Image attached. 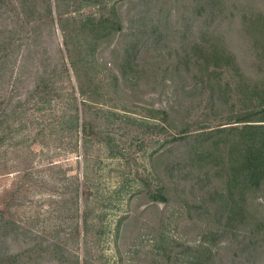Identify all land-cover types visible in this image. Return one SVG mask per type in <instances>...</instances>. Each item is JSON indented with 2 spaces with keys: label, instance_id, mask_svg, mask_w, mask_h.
<instances>
[{
  "label": "rangeland",
  "instance_id": "rangeland-1",
  "mask_svg": "<svg viewBox=\"0 0 264 264\" xmlns=\"http://www.w3.org/2000/svg\"><path fill=\"white\" fill-rule=\"evenodd\" d=\"M99 1L49 0L50 20L48 1L36 0L39 16L29 17L31 25L22 31L21 35L26 38L20 36L23 38L19 40L21 47L16 51L17 58L22 56L27 63L28 71L21 74L20 68L15 66L0 87V113L2 109L11 111L18 99L25 98L33 83L54 81L63 91L72 87L78 114L86 125L85 133H78L77 139L67 130L57 129L51 133L47 129L39 133L41 125L57 121L51 108L60 113L63 102L54 98L49 107L39 109L41 103L37 97L22 106L18 110L22 111L20 114H11L7 123L0 124V134L5 126L12 127L11 130L4 128L10 135L0 143V259L3 254L29 249L33 241L45 244L46 240L54 239L59 241L62 249L52 254L38 251L35 257L42 264H178L167 260L162 251L158 254L154 251L160 243L152 237L165 241L173 237L177 243L187 245L198 243L206 220L197 216L195 208L189 210L181 203L221 202L216 193L226 190L229 165L226 158L217 165L207 164L199 170L180 164L182 167L178 166L174 174H169L172 157L165 155L158 167L159 180L155 179L151 168V158L169 147L166 145L170 138L169 125L160 118L161 114L156 120L149 119L146 109L168 110L176 105L178 110L181 107L172 113L176 122L182 117L185 121L206 117L203 113L205 101L200 100L199 89L192 90L195 83L197 87L202 84L195 79V70L193 73L181 71L173 88L168 87L169 81L163 80L164 71L158 75L149 74L148 68L136 66L145 58L154 61L161 59L160 55H164V59L170 53L175 56L173 50L182 49V37L177 28L183 25H191L193 35L199 36L202 17L198 16L199 21H191L184 16V6L189 7L188 13L192 11V0L165 2L172 11L170 28L161 36L149 32L151 13L146 1ZM222 4H241L247 15L257 12L264 18V0H223ZM113 13L119 15L122 30L113 32L99 43L93 55L97 67L95 71L87 69L83 81L100 83L105 101L96 104L87 100L78 88L79 80L62 45L59 19ZM15 14L12 4H8V18L4 20L7 25H15ZM141 16L143 18H139ZM236 21L241 24L242 20ZM228 26L227 19L218 22L214 34L225 33L227 49L242 60V54L254 52L255 40L252 37L236 40L239 36L229 31ZM245 26L248 29L247 23ZM33 28H36L35 34H31ZM124 33L127 35L122 41L121 34ZM133 35L139 42L129 47ZM188 41L189 46L192 45L191 38L183 43ZM29 45L33 47L29 48ZM242 61V76H255L256 68L251 61ZM138 69L144 73H137ZM105 83H117L115 91L109 90ZM207 94L205 92V96ZM181 104L183 106H179ZM184 104L188 106L185 108ZM212 110L217 111L212 106L207 112V117L212 118L204 123L210 128L215 124L217 113ZM189 147L174 144L173 149L181 152ZM111 151L117 155L111 156ZM217 166L223 168V173H217ZM197 176L210 179L199 188ZM76 179L80 190L77 197ZM176 179L182 182L185 190L180 200L169 195L168 203L150 201L147 191L155 190L154 184L160 185L164 181L169 185ZM238 198L242 200L243 213L229 223L221 239L211 246L212 264H264V184ZM85 218H88L87 222ZM7 220L19 224L18 235H4L3 223ZM85 226L89 229L88 234L84 232ZM179 248L174 250L179 251ZM25 252L29 254V251Z\"/></svg>",
  "mask_w": 264,
  "mask_h": 264
},
{
  "label": "trees",
  "instance_id": "trees-1",
  "mask_svg": "<svg viewBox=\"0 0 264 264\" xmlns=\"http://www.w3.org/2000/svg\"><path fill=\"white\" fill-rule=\"evenodd\" d=\"M47 1L48 19L52 20L50 2ZM137 1L138 3L146 1L147 9H150L152 28L149 32L155 36L156 34L159 36L166 35L165 30L170 28L169 22L172 11L171 6H165L167 0ZM175 1L182 2L183 0ZM35 2L36 0H0V87L3 81L6 82L5 79L13 72L15 66L20 68L21 74L28 71L27 63H24V59H21L22 56L17 58L16 51L21 47L19 40L26 38V36L21 35L22 31L26 26L31 25L29 17L32 15L39 16L38 4ZM97 2L101 1L97 0ZM222 3L223 0H192V11L188 13L189 7L184 6V16L191 21H199L198 16L202 17L199 36L195 37L193 35L191 25H183L184 27L177 28V32L182 37V49H174L173 54L175 56L170 53L168 58L164 59V55H160L161 59H155L154 61L145 58L144 61L136 64L138 67L148 68L147 73L149 74L158 75L161 71H164L163 80L169 81L168 87L173 88L174 82L180 78L181 71L182 73L184 70L187 73H193L195 70V79H198L202 84L197 87V83H195L192 90L198 88V93L201 94L200 100L205 101V104L203 103L205 110L203 113L206 117L199 121L188 119L185 121L182 117L179 122H176L172 113L181 109L179 107L177 110L176 105L171 106L168 110L146 109L149 119L156 120L158 114H161L160 118L166 120L169 125L170 138L166 143L169 147L163 153H157L154 158H151V168L155 179H160L158 167L165 155L172 157L171 166L168 169L169 174H174L178 166H190L193 170H199L207 164L217 165L222 161V158H226L229 164L224 187L226 190L225 192L216 193L219 195L218 199L221 202L212 200V202L203 201L199 204L197 202H191L187 205L181 203L183 207L186 206L189 210L195 208L197 216L206 220V228L200 233L198 243L187 245L183 242L177 243V240L173 237H168L166 241L165 239L152 237L155 242L162 244L161 246L160 244L155 246L154 251L157 254L162 251L161 253L167 260H173L178 264H212L213 251L211 246L221 239L220 236L225 232V228L229 226V223L237 219V215L243 213L242 200L238 196L243 198L246 191L252 192L255 188L264 184V18L257 12L247 15L244 5L229 4L225 6ZM8 4H12V7L16 10L14 26H9L4 21L8 18V15L6 16ZM247 7L250 10L252 9L249 6ZM139 12L142 11L139 10ZM118 18L119 15L113 13L98 16H66L59 19L62 45L79 80L78 88L87 100L96 104H102L105 101L100 92L102 87L100 83H84L85 72L87 69L95 71L97 67V61L93 58V55L99 43L113 32L122 30ZM139 18H143V16ZM239 18L242 20L241 24L236 21ZM224 19L228 20L229 31L239 36L235 38L236 40L244 37L254 38V52H250V55L242 54L241 59L251 61V64L256 68L255 76H242L243 70L240 64L243 61L227 49L225 33L214 34L217 29L215 26L218 22H223ZM245 23L248 24V29ZM32 31L31 34H35L36 28H33ZM126 35L125 33L121 34L122 41H125ZM20 36H23V38ZM188 38L192 39V45L190 46L189 41L183 43ZM131 39L133 42L128 45L129 47L138 44L139 41L136 36L133 35ZM32 47V45H29V48ZM58 51L61 53L60 48H58ZM123 61L126 60L123 59ZM64 69H66L65 65ZM137 73H144V71L138 69ZM114 78L117 80L116 75H114ZM40 79L44 80L41 77ZM153 79L156 80V76ZM33 84L32 88L26 92L25 98L18 99L16 106L11 111L2 109V113H0L1 125L7 123L11 114L13 116L20 114L22 111L18 110L34 97H37L41 103L39 109L45 106L49 107L53 103L52 99L57 98L63 102L60 113L56 108H51V112L57 115V121L41 125L39 133L42 134L47 129L50 132L57 129L67 130L72 132L76 139L78 133H85L86 125L84 121H81L78 114L77 103L72 95V87L68 91H63L59 88V83L54 81ZM105 84H107L109 90L115 91L117 83ZM205 92L208 93L206 96ZM71 96L74 99L71 100ZM187 106L188 104H184L185 108ZM208 106L211 108L214 106L217 109V111L212 110V112H217L215 113L216 118L214 117L215 124L211 125L212 128L204 124L212 118L207 117L209 115L207 112L211 111ZM22 110L25 111V108H22ZM65 122L67 123L66 127ZM232 123H240L241 125H233ZM4 128L12 129L11 125ZM4 128H2L0 134V143L10 135V131L6 132ZM229 135H231V138L228 137ZM81 142L83 144L85 142L82 135ZM174 144L191 147L179 152L173 149ZM226 147L227 152H225ZM109 154L111 156L117 155L114 151ZM219 166L216 168L218 174L223 173V168H218ZM171 177H174V175H171ZM196 178L199 188H202L203 184L210 179L208 176L204 178L197 176ZM76 183L77 197L80 193L77 179ZM154 187H156L155 190L149 189L147 191L152 202L168 203L169 195L180 200L183 192H185L179 179L171 181L169 185L163 181L160 185L154 184ZM199 207L203 209L201 210ZM85 220L87 222L88 218H85ZM222 221L224 224H222ZM3 226L4 235L11 233H15V236L18 235L17 230L20 229V226L17 222L7 220L4 221ZM199 226L201 225H197V227ZM76 231L78 233V227H76ZM84 232L89 233L86 226ZM58 242L54 239L46 240L45 244L33 241L29 249L25 250L29 251V254L25 251L3 254L0 264H42L35 257V254H38V251L41 250L49 254L55 253L56 250L60 251L62 247ZM38 247H41V249ZM177 247H180L179 251L174 250ZM118 255L121 256V253Z\"/></svg>",
  "mask_w": 264,
  "mask_h": 264
}]
</instances>
